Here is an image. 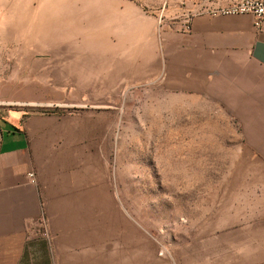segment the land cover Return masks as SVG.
<instances>
[{"label": "rangeland", "instance_id": "1", "mask_svg": "<svg viewBox=\"0 0 264 264\" xmlns=\"http://www.w3.org/2000/svg\"><path fill=\"white\" fill-rule=\"evenodd\" d=\"M193 8L0 0V42L67 66L10 77L0 61V103L21 88L45 118L34 174L57 264H221L264 228V69L191 47L176 24Z\"/></svg>", "mask_w": 264, "mask_h": 264}, {"label": "crops", "instance_id": "2", "mask_svg": "<svg viewBox=\"0 0 264 264\" xmlns=\"http://www.w3.org/2000/svg\"><path fill=\"white\" fill-rule=\"evenodd\" d=\"M214 1L223 5L231 2ZM190 45L222 60L245 53L264 69V25L255 28L250 15L198 16L193 20ZM33 51H37L35 42L26 43L21 38L1 40L0 61L10 62L5 69L7 76H53L54 71L67 67L63 64L65 59L59 64L52 56L44 62L34 58ZM15 89L16 94L11 92L13 95L0 103V264H57L53 245L42 234L45 212L37 178L35 184L29 179L30 173L37 172L39 176L33 142L45 118L29 112L38 106L36 99L21 103L24 92ZM254 102L257 109L263 110L264 117V86L260 99ZM230 248L221 264H264V228L255 229L252 239L239 241L238 246Z\"/></svg>", "mask_w": 264, "mask_h": 264}, {"label": "built area", "instance_id": "3", "mask_svg": "<svg viewBox=\"0 0 264 264\" xmlns=\"http://www.w3.org/2000/svg\"><path fill=\"white\" fill-rule=\"evenodd\" d=\"M208 15L213 18L235 17L250 15L254 19V26L261 29L264 25V0H235L226 5L214 0H198L194 8L184 15V19L176 24L181 33H191L193 20L198 16ZM31 183H36L34 173L29 174Z\"/></svg>", "mask_w": 264, "mask_h": 264}]
</instances>
